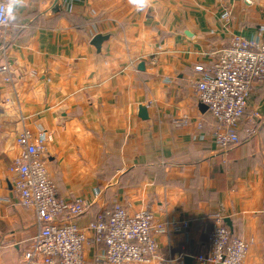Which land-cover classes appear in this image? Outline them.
I'll return each instance as SVG.
<instances>
[{
  "label": "crops",
  "instance_id": "0c3cea01",
  "mask_svg": "<svg viewBox=\"0 0 264 264\" xmlns=\"http://www.w3.org/2000/svg\"><path fill=\"white\" fill-rule=\"evenodd\" d=\"M262 25L264 0H152L146 13L128 0H28L6 37L14 81L0 80V264H23L38 231L34 210L12 193L24 125L46 134L58 195L89 203L78 224L120 203L166 225L158 256L135 264H187L184 255L204 264L197 256L213 214L233 236L253 239L249 264H264V83L247 108L262 115L259 131L245 139L243 121L242 142L228 152L215 145L195 92V66L211 65L233 34L254 37ZM97 33L108 35L100 51L91 43ZM183 114L188 124L174 125ZM102 248L91 240L86 264Z\"/></svg>",
  "mask_w": 264,
  "mask_h": 264
},
{
  "label": "built area",
  "instance_id": "2783aa9c",
  "mask_svg": "<svg viewBox=\"0 0 264 264\" xmlns=\"http://www.w3.org/2000/svg\"><path fill=\"white\" fill-rule=\"evenodd\" d=\"M251 4L253 0H246ZM224 26L230 24L231 11L221 14ZM12 25L0 27V80L13 82L8 60L7 33ZM216 60L209 66L198 64L201 78L195 83L199 102L208 106L212 116L214 143L228 152L242 142L239 129L246 123V138L260 129L262 115L247 113L250 97L257 83H264V25L254 37L233 34L227 44L215 51ZM157 62V55L152 56ZM190 116L174 118L178 127L186 126ZM202 124H200L201 127ZM18 154L10 171L13 197L36 214L38 231L24 252L23 264H86L84 250L92 240L103 245L95 264H135L150 261L158 255L157 234L166 225L155 221L149 209L130 212L124 204L101 210L87 226L77 219L89 203L80 196L67 200L58 195L57 186L47 166L44 132L34 133L24 125L16 137ZM214 223L207 250L197 258L204 264H249L247 256L253 239L233 236L220 214ZM187 226V222L182 223Z\"/></svg>",
  "mask_w": 264,
  "mask_h": 264
},
{
  "label": "clouds",
  "instance_id": "9594fccd",
  "mask_svg": "<svg viewBox=\"0 0 264 264\" xmlns=\"http://www.w3.org/2000/svg\"><path fill=\"white\" fill-rule=\"evenodd\" d=\"M28 0H0V27L14 24L21 9L27 6ZM137 12L146 13L152 6V0H128Z\"/></svg>",
  "mask_w": 264,
  "mask_h": 264
},
{
  "label": "water",
  "instance_id": "95a60500",
  "mask_svg": "<svg viewBox=\"0 0 264 264\" xmlns=\"http://www.w3.org/2000/svg\"><path fill=\"white\" fill-rule=\"evenodd\" d=\"M108 38L107 34L97 33L93 36L91 43L97 48L98 51H100L102 43L104 40ZM141 66H143V63H141ZM199 108L201 111H206L208 109V106L204 104L203 102H199ZM139 115L143 119H147L149 117L148 110L145 105L139 106ZM192 256L191 255H184V259L187 262V264H191L192 262Z\"/></svg>",
  "mask_w": 264,
  "mask_h": 264
}]
</instances>
